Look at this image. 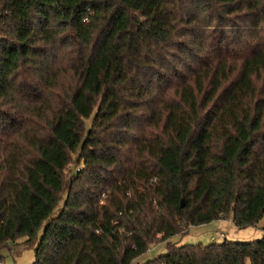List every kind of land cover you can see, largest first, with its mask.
Masks as SVG:
<instances>
[{
    "label": "trees",
    "instance_id": "16d2710c",
    "mask_svg": "<svg viewBox=\"0 0 264 264\" xmlns=\"http://www.w3.org/2000/svg\"><path fill=\"white\" fill-rule=\"evenodd\" d=\"M263 217L264 0H0V250L264 264V227L171 241Z\"/></svg>",
    "mask_w": 264,
    "mask_h": 264
},
{
    "label": "rangeland",
    "instance_id": "374dc122",
    "mask_svg": "<svg viewBox=\"0 0 264 264\" xmlns=\"http://www.w3.org/2000/svg\"><path fill=\"white\" fill-rule=\"evenodd\" d=\"M82 162L78 165L74 164L69 169L77 170ZM76 166V168L74 167ZM79 171V170H77ZM264 227V217L254 226L237 227L229 219H224L220 225L214 223H207L198 226H191L190 230L185 235H176L171 238V241L177 242L179 245L183 244H204L213 243L212 237L218 233H223V237H217L216 242L229 241H252L262 237ZM43 235L41 229L33 243L26 244L25 237L19 239L16 243L9 242L7 246L0 250V255L3 264H33L35 260V247L39 243ZM166 243H160L152 248L147 254L141 256L134 264H146L148 260L156 256L166 253Z\"/></svg>",
    "mask_w": 264,
    "mask_h": 264
},
{
    "label": "built area",
    "instance_id": "2783aa9c",
    "mask_svg": "<svg viewBox=\"0 0 264 264\" xmlns=\"http://www.w3.org/2000/svg\"><path fill=\"white\" fill-rule=\"evenodd\" d=\"M82 166H83V162H82L81 166H79V167L77 168V170H80V169L82 168ZM223 236H224L223 233H218L216 236H213V237H212V240H216L217 237H223ZM0 264H2V262H0Z\"/></svg>",
    "mask_w": 264,
    "mask_h": 264
},
{
    "label": "crops",
    "instance_id": "0c3cea01",
    "mask_svg": "<svg viewBox=\"0 0 264 264\" xmlns=\"http://www.w3.org/2000/svg\"><path fill=\"white\" fill-rule=\"evenodd\" d=\"M224 219H220V220H217V221H214L212 223L216 224V225H220L222 223Z\"/></svg>",
    "mask_w": 264,
    "mask_h": 264
}]
</instances>
